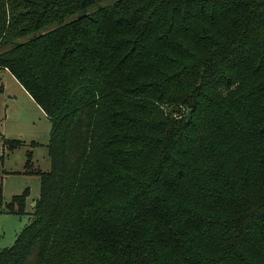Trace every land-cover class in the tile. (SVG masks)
<instances>
[{
  "label": "trees",
  "instance_id": "16d2710c",
  "mask_svg": "<svg viewBox=\"0 0 264 264\" xmlns=\"http://www.w3.org/2000/svg\"><path fill=\"white\" fill-rule=\"evenodd\" d=\"M0 69L51 122L0 264H264V0H0Z\"/></svg>",
  "mask_w": 264,
  "mask_h": 264
},
{
  "label": "rangeland",
  "instance_id": "374dc122",
  "mask_svg": "<svg viewBox=\"0 0 264 264\" xmlns=\"http://www.w3.org/2000/svg\"><path fill=\"white\" fill-rule=\"evenodd\" d=\"M98 8L99 4L93 5L88 12ZM1 76L5 89L0 94V156H4L0 162V185L3 187V202L0 206L6 207L13 196L24 193L26 189L29 191L30 201L40 196V175L26 173L24 169H50L51 160L47 144L51 122L39 104L10 72L1 73ZM12 139L21 141L14 149L9 148L5 142ZM4 170L13 173L6 174ZM32 208L33 203L29 202V210H33ZM29 216V213L22 216L17 213H0L1 249L14 244L16 233L24 226L25 221L29 220Z\"/></svg>",
  "mask_w": 264,
  "mask_h": 264
},
{
  "label": "crops",
  "instance_id": "0c3cea01",
  "mask_svg": "<svg viewBox=\"0 0 264 264\" xmlns=\"http://www.w3.org/2000/svg\"><path fill=\"white\" fill-rule=\"evenodd\" d=\"M7 72L9 73L10 71L8 70V69H0V78L2 79V76H1V73H6L7 74ZM11 73V72H10ZM12 74V73H11ZM13 75V74H12ZM14 76V75H13ZM15 77V76H14ZM3 82V81H2ZM3 84H4V89H5V83L3 82ZM0 94H2V93H0ZM33 98V97H32ZM35 101V100H34ZM36 102V101H35ZM37 103V102H36ZM38 104V103H37ZM17 172H19V173H21L22 171H17ZM24 172H26V173H33V174H35L36 172H35V170H31V168H26V169H24ZM4 173H13V171H8V170H4ZM37 199L38 198H33L31 201H30V197H29V195H28V197H27V201H26V213H29L30 214V216H29V220H26L25 221V223H24V226L16 233V238H17V235L23 230V228H25V226H27L28 224H29V222H30V220H31V213L34 211V207H35V203L37 202ZM3 202V201H2ZM2 202H0V204H2ZM29 202L30 203H33V210H29ZM6 207H1L0 206V213H3V214H7V213H12V212H7V211H3V209H5ZM25 213V214H26ZM16 214V213H15ZM21 216H22V214H20ZM0 250H1V248H0Z\"/></svg>",
  "mask_w": 264,
  "mask_h": 264
},
{
  "label": "water",
  "instance_id": "95a60500",
  "mask_svg": "<svg viewBox=\"0 0 264 264\" xmlns=\"http://www.w3.org/2000/svg\"><path fill=\"white\" fill-rule=\"evenodd\" d=\"M189 113H190V111H189ZM35 205H36V203H35Z\"/></svg>",
  "mask_w": 264,
  "mask_h": 264
}]
</instances>
